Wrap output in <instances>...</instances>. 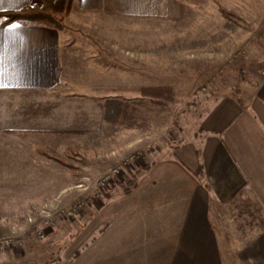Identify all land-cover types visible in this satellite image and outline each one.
Instances as JSON below:
<instances>
[{
	"label": "rangeland",
	"instance_id": "obj_1",
	"mask_svg": "<svg viewBox=\"0 0 264 264\" xmlns=\"http://www.w3.org/2000/svg\"><path fill=\"white\" fill-rule=\"evenodd\" d=\"M68 15L63 77L38 106H65V144L50 151L70 165L50 162L48 178L0 176V264H56L63 255L65 264H129L99 254L104 225L89 231L97 213L178 146L198 152L210 107L223 97L243 105L264 76V0H168L164 17ZM163 85L174 102L153 109L146 126L106 130L104 99H139L135 89ZM220 243L225 264H235Z\"/></svg>",
	"mask_w": 264,
	"mask_h": 264
},
{
	"label": "crops",
	"instance_id": "obj_2",
	"mask_svg": "<svg viewBox=\"0 0 264 264\" xmlns=\"http://www.w3.org/2000/svg\"><path fill=\"white\" fill-rule=\"evenodd\" d=\"M52 1L60 12L64 0ZM40 2L0 0V12ZM167 11L168 0H73L68 16L146 18ZM64 37V25L2 24L0 17V176H53V160L38 150L65 144V106L39 108L38 99L54 94L62 80ZM200 128L198 152L192 142L178 146L101 208L89 228L104 225L99 254L132 257L129 264H225V242L233 263L264 264V76L243 105L217 100ZM56 264H65V255Z\"/></svg>",
	"mask_w": 264,
	"mask_h": 264
},
{
	"label": "trees",
	"instance_id": "obj_3",
	"mask_svg": "<svg viewBox=\"0 0 264 264\" xmlns=\"http://www.w3.org/2000/svg\"><path fill=\"white\" fill-rule=\"evenodd\" d=\"M72 3L73 0H64L62 11L57 12L53 8L52 0H41L40 3L0 12L1 23L40 24L60 30L63 27L62 18L66 17L72 10ZM135 90L141 95L139 99L110 97L102 101L100 117L108 132L113 131L119 125L146 126L153 109L174 102V91L170 86L141 87ZM173 123L176 125V119L173 120ZM38 153L62 166L70 165L65 159L46 150L39 149ZM147 168L148 166L145 169ZM197 175L199 179H202L200 170H198ZM131 188L132 186L124 187L121 194L128 193ZM242 203L240 202V204Z\"/></svg>",
	"mask_w": 264,
	"mask_h": 264
}]
</instances>
